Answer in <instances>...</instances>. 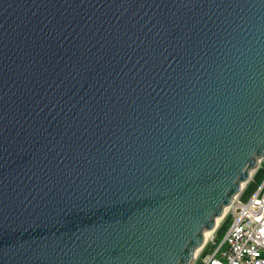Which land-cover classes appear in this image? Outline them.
<instances>
[{
	"label": "water",
	"instance_id": "95a60500",
	"mask_svg": "<svg viewBox=\"0 0 264 264\" xmlns=\"http://www.w3.org/2000/svg\"><path fill=\"white\" fill-rule=\"evenodd\" d=\"M264 158V0H0V264H193Z\"/></svg>",
	"mask_w": 264,
	"mask_h": 264
},
{
	"label": "built area",
	"instance_id": "2783aa9c",
	"mask_svg": "<svg viewBox=\"0 0 264 264\" xmlns=\"http://www.w3.org/2000/svg\"><path fill=\"white\" fill-rule=\"evenodd\" d=\"M228 211L230 227L201 264H264V178L246 202L238 196Z\"/></svg>",
	"mask_w": 264,
	"mask_h": 264
},
{
	"label": "trees",
	"instance_id": "16d2710c",
	"mask_svg": "<svg viewBox=\"0 0 264 264\" xmlns=\"http://www.w3.org/2000/svg\"><path fill=\"white\" fill-rule=\"evenodd\" d=\"M264 178V158L262 162L260 163L258 169L255 171V173L252 175L249 182L245 185L242 192L239 195V199L242 202H246L250 196L256 191L260 183L262 182ZM232 223V217L230 215H227L218 225L216 232H215V238L214 243H207L203 250L201 251L197 261L194 264H201V260L204 256L210 254L214 248L217 247L218 244L222 241L223 237L225 236L228 228L230 227Z\"/></svg>",
	"mask_w": 264,
	"mask_h": 264
},
{
	"label": "rangeland",
	"instance_id": "374dc122",
	"mask_svg": "<svg viewBox=\"0 0 264 264\" xmlns=\"http://www.w3.org/2000/svg\"><path fill=\"white\" fill-rule=\"evenodd\" d=\"M229 210V207H228V209L226 210V213H225V215H224V217L221 219V221L227 216V215H230L231 217H232V215H231V213L228 211ZM220 221V222H221ZM219 222V223H220ZM217 229V228H216ZM215 232H216V230L214 231V232H212L210 235H209V237L208 238H206L207 239V241H206V244L207 243H210V240H212V241H214V238H215ZM205 244V245H206ZM203 250V249H202ZM201 250V251H202ZM201 251L198 253V255L196 256V259H195V261H194V263L197 261V259H198V257H199V254L201 253ZM193 263V264H194Z\"/></svg>",
	"mask_w": 264,
	"mask_h": 264
},
{
	"label": "bare ground",
	"instance_id": "6f19581e",
	"mask_svg": "<svg viewBox=\"0 0 264 264\" xmlns=\"http://www.w3.org/2000/svg\"><path fill=\"white\" fill-rule=\"evenodd\" d=\"M210 234H211V233H207V232H206L205 239L208 238Z\"/></svg>",
	"mask_w": 264,
	"mask_h": 264
}]
</instances>
